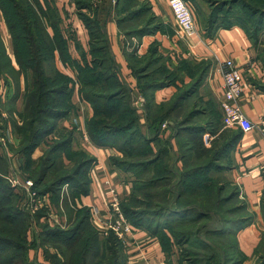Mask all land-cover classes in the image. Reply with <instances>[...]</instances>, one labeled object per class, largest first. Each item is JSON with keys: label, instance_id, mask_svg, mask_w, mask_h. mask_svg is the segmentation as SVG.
I'll return each instance as SVG.
<instances>
[{"label": "trees", "instance_id": "obj_1", "mask_svg": "<svg viewBox=\"0 0 264 264\" xmlns=\"http://www.w3.org/2000/svg\"><path fill=\"white\" fill-rule=\"evenodd\" d=\"M6 1L15 16L6 17L10 12L7 8L4 9L5 3L0 2V10L12 39L19 70L1 73L2 63L6 64L7 56L0 41V80L7 86L6 93L11 92L7 96L10 98L9 111L13 114L16 112L15 101L18 99V78L22 74L24 79L23 108L21 112H16V119L11 123L17 139L15 150L24 173L23 180L32 179L33 188L37 191L40 188V196L54 195L56 204L59 201L58 193L65 185L72 193L71 200L67 202L64 199L62 204L67 214L66 229L40 225V231L35 234L38 250L47 243H52L57 249L53 253L44 248L43 261L47 264H87V254L93 248V264H125L121 242L113 235L99 238L97 231L89 223L88 209L75 207V199L88 192L86 174L93 159L82 151L72 149V134L56 130V121L74 110L70 97L76 87L80 100L88 103L92 109V117L86 126L88 139L98 147H109L119 152L120 156L112 157L111 163L121 171L131 173V178H136L131 189L132 198L145 186L163 189L167 198L175 196L172 201L164 197L165 206H158V210L152 215L143 211L133 213V225L155 234L166 256L173 245L197 241L195 244L198 250L191 251V256H195L191 264H197L208 256V262L214 264H240L242 261L237 253L234 233L239 227L249 225L252 215L240 199L237 186H231L223 172L229 167V151L239 140L242 131L223 129L218 135L219 112L213 113L214 108H209L211 105L215 106L211 99L202 105L198 101L201 99H197L190 108L188 106L186 110H181L185 101L193 97L200 87L207 70L206 62L180 61L174 66L161 54L157 42L150 44L144 55H138L137 50L128 52L124 46L125 53H128L125 54L128 67L136 80V90L144 98L148 132H153V137L150 135L146 138L139 127L132 93L122 82L116 69L98 16L89 18L83 13L84 9L87 10L89 6L91 8L90 3H85L88 0H74L77 13L88 33V51L81 54L80 61L70 58L61 35L58 12L51 4L48 3L43 8L37 0ZM184 1L193 4L197 10L198 5L194 0ZM203 1L211 10L208 17L200 19L208 36H212L216 27L237 25L249 40L258 45V34L264 28V0ZM115 12L118 16L117 28L124 38L142 39L157 31H166L171 35L173 33L168 26L163 28L160 20L151 14L146 1L117 0ZM18 23L21 25L19 34L15 30ZM48 28L52 30V35L47 32ZM21 44L25 47L24 50L20 49ZM57 59L74 70L75 76L71 78L61 73L55 64ZM157 61L161 64L156 65ZM184 76L190 82L179 87L177 83H184ZM14 82L16 90L12 89ZM170 86L177 88L172 99L168 103L155 104L154 92ZM179 111H182L179 120L170 121L174 116L180 115ZM194 119H199L200 124H191ZM167 121L174 131L177 143L180 142L181 170L175 168L171 159L168 162L166 160L169 140L159 138L161 125ZM204 133L213 137L216 134L207 149L202 142ZM52 134L54 137L50 139L49 148L40 158L33 160L32 151ZM156 144L164 146L161 148ZM155 148L158 149L157 152L154 151ZM194 150H197L196 156L189 158L186 153ZM64 160L71 163L72 168L64 166ZM1 164L5 168L7 160L0 154ZM146 173L148 178L145 181L141 177ZM4 184V179L0 176V201L6 196L8 199L15 198V204H11V200L5 205L0 204V212L3 213L5 225L10 228V234L13 232L14 235L0 236V264H33L27 259L26 252V232L30 225L26 218L29 219V216L19 208L20 204L16 205L18 196L11 191L10 186ZM188 197L203 199L185 203V198ZM261 204L264 211V190ZM144 215H150L152 219L146 225L143 221L148 220L145 218L148 216L143 218ZM215 217L220 222L210 225ZM17 228L19 229L13 230ZM202 231L207 238H199ZM59 256H63L64 261Z\"/></svg>", "mask_w": 264, "mask_h": 264}, {"label": "crops", "instance_id": "obj_2", "mask_svg": "<svg viewBox=\"0 0 264 264\" xmlns=\"http://www.w3.org/2000/svg\"><path fill=\"white\" fill-rule=\"evenodd\" d=\"M37 1L43 8H46L49 3L57 10L61 21V35L66 43L68 54L71 59L80 61L81 54H86L88 51V33L77 13L74 0H61V3H58L56 0ZM139 1H146L151 14L160 20L164 26L163 28L168 26L173 34L171 35L166 31H157L153 35L142 37L137 49L138 55L146 54L150 44L157 42L159 43L161 54L164 57H168L174 66L180 61L206 62L207 70L205 77L194 96L189 97L185 101L181 109L182 111L183 109L186 110L188 105L198 98L202 102L204 101V103L212 99L211 101H213L221 116L219 106L223 94L221 64L226 60H231L242 73L243 94L238 103L242 112L255 124L259 117H264V62L260 59V47L249 40L239 26L216 27L213 30L212 36H208L206 29L200 22L199 15L197 16L198 8L195 10L193 4L188 2L187 4L190 5L196 23L197 32L192 37L181 39L177 35L178 28L168 6V0ZM195 1L203 13L206 15L207 13L208 15L210 14L211 10L207 3L203 0H201V4L199 0ZM202 3L206 5L208 12ZM84 10L86 11V9ZM84 10L83 13H86ZM100 10L102 9L100 8ZM194 11L197 13L195 14ZM117 18L118 16L114 12L107 13L105 16H103V13L99 15V20L103 26V32L108 39L116 69L122 82L127 85L132 93L133 105L137 109L140 130L144 134L149 133L145 121L144 98L137 92L136 80L128 67L125 57L127 52L125 53L126 48L123 45V35L117 28ZM4 23L5 21L0 10V41L10 63L17 70L18 65L13 55V50L10 47V40L9 38L7 40V36L6 40L4 38L6 33L8 37L10 36L8 32H4L3 30L2 25L7 28ZM6 30L8 31V28ZM47 32L52 35L50 28L47 29ZM56 61L57 68L58 64H60L63 70L68 69L62 61L59 59ZM63 73L67 74L64 71ZM21 81L19 76L17 82L18 99L15 101L16 112H21L23 108L25 85ZM183 81L184 83L178 82L177 85L181 87L183 84H188L190 79L184 76ZM14 88L16 90L15 82L12 89L14 90ZM176 92L177 88L175 86L158 89L153 94L154 103L157 105L168 103ZM10 93L8 96H10ZM8 96L7 98H3V100L6 103L9 102L10 105V98ZM5 102L3 103L4 107L7 106ZM70 102L74 106V110L56 121V130L71 133L72 149L74 151H82L93 159V163L86 174L88 192L75 199L74 203L78 209H88L90 225L101 238H104L100 231L109 215L108 201L111 197V190H114L119 195V198L128 197L131 193L130 179L128 173L121 171L111 163L112 157L120 156L119 152L109 147H98L88 139L86 126L92 117V109L88 103L80 100L76 87L72 90ZM182 111H179V116L182 115ZM8 112L10 115H14V119H16V112L12 114L7 109L5 114H8ZM7 124L9 125V129L11 128L12 130V124ZM224 130L236 131L238 129L225 128ZM160 131L161 135L159 138L161 139H165L171 135V128L166 124L161 125ZM52 137H54L53 134L48 135L44 138V141H48ZM16 140L14 135L12 144ZM169 142L172 148H177L175 135L169 138ZM45 148L46 146L42 142L32 151V159L37 160L40 158ZM6 153V155L2 154L3 157L8 156L10 159L13 157V155H10L12 153L8 150ZM228 157L229 167L224 170L223 176L237 186L240 199L244 201L248 211L252 215V222L249 225L239 227L234 233L237 243V253L242 261L240 264H264V211L261 204L264 190V139L259 129L255 128L249 133H242L239 140L229 151ZM46 195L48 197V194L43 196ZM60 209L63 212L64 218V222L62 223L68 226L66 210H64L62 204H60ZM131 227L132 231L126 239V244H121L125 256V264H170L163 251L162 244L155 234L148 230L137 228L133 224H131ZM37 261L41 263L39 258Z\"/></svg>", "mask_w": 264, "mask_h": 264}, {"label": "rangeland", "instance_id": "obj_3", "mask_svg": "<svg viewBox=\"0 0 264 264\" xmlns=\"http://www.w3.org/2000/svg\"><path fill=\"white\" fill-rule=\"evenodd\" d=\"M56 1H58V3L60 2L61 3V0H56ZM116 1L117 0H88V1H86L85 3L87 4V2H88V4L90 3V5H91V8H90V6H89V8H87V10L85 11L86 12V15H88L89 16V18L91 17H94V15H96V16H98V18H99V15H101L102 13H103V16H105V15H107V13H111V12H114L115 14H116V12H115V9H116ZM195 1V0H194ZM200 1V4H201V0H199ZM0 2L1 3H5L6 4V7L4 8V9H8L9 10V12H10V14L8 15V14H6V17H11V18H13L14 16H15V12L13 11V10H10L11 8L9 7L10 6V4H8L7 3V1L6 0H0ZM186 3H188V2H186ZM195 3H196V5H197V2L195 1ZM189 5V4H188ZM202 5L203 6H205V9H206V11L208 12V9H207V7H206V5H204V3H202ZM5 6V5H4ZM190 6V5H189ZM100 8L102 9V10H100ZM197 8H198V14H197V16L199 15V18L202 20V18H203V16H205V17H208L207 15H208V13H207V15L205 14V13H203L202 11H201V9H199V7L197 6ZM63 12H64V10H62ZM2 12V11H1ZM195 12V11H194ZM65 13V12H64ZM98 13V14H97ZM197 12H195V14H196ZM2 16H3V12H2ZM3 18H4V16H3ZM4 21H5V19H4ZM4 24H6V23H4ZM18 25V27H16L15 28V30H16V32L18 33V32H21V28H20V23H18L17 24ZM7 26V25H6ZM2 27H3V30H4V32H8L9 33V31H7L6 29L7 28H5V26L4 25H2ZM19 34V33H18ZM173 34V33H172ZM6 36H7V40H8V38H9V40H10V47H11V49L13 50V44H12V39H11V37L9 36L8 37V35H7V33H6V35H4V38H5V40H6ZM147 36V35H146ZM258 46L260 47V53H259V55H260V59L262 60V61H264V28H262L261 29V31L259 32V34H258ZM144 37V36H143ZM123 39H124V43H123V45L127 48V50L129 51V50H137L138 48H139V45H140V42H141V40L142 39H135V38H131V39H127V38H124L123 37ZM262 41V42H261ZM7 43H8V41H6ZM8 45V44H7ZM8 47V46H7ZM9 49V48H8ZM20 49L21 50H24L25 49V47L21 44V46H20ZM13 55H14V50H13ZM15 57V56H14ZM165 58H167V60H169V58L168 57H165ZM3 61V60H2ZM170 61V60H169ZM3 62H5V61H3ZM10 60H9V58L7 57L6 58V64L5 63H2V68H1V73L2 74H4L3 72H9V73H11V71H18L19 70V67H18V69L16 70L15 68H14V66L10 63ZM6 66H5V65ZM55 64H57V61H56V63ZM161 64V62H159V61H157L156 62V65H160ZM162 66V65H161ZM169 66H172V65H170L169 64ZM11 67V68H10ZM13 67V68H12ZM170 68H172V67H170ZM11 69V70H10ZM61 73H63V71L64 72H66L69 76H71V77H74L75 76V71L74 70H72V69H65V70H63L62 68H61V65L60 64H58V68H57ZM1 74V75H2ZM64 74V73H63ZM66 74V75H67ZM67 75V76H68ZM4 78H5V75H4ZM7 78V77H6ZM20 78H21V80L24 82V79H23V75L21 74V76H20ZM6 81V80H5ZM21 81V82H22ZM6 85H4V82H3V80H0V87H2L5 91H6V88H7V86L5 87ZM8 92L9 91H7V93L5 92V96H0V111H2L3 113H5V111L8 109L9 110V102L8 103H6L4 100H3V98H7V95H8ZM199 99V98H198ZM212 100V99H211ZM199 101V103L202 105L203 104V102L201 101V100H198ZM209 101V100H208ZM6 103L7 104V106H3V103ZM193 103V102H192ZM192 103H190L188 106H189V108L191 107V105H192ZM209 108L212 110L213 108V113H218L217 111V108L215 107V106H213V105H211V106H209ZM219 114V116H218V122H219V131H218V135H219V133H221V131L223 130V129H225L222 125H221V121H220V118H221V116H220V112L218 113ZM212 118H214L215 119V117L214 116H211ZM15 117H14V115H10L9 114V112H8V114H7V123H12V122H14L13 121V119H14ZM175 118V119H174ZM179 118H180V116H174L173 117V119L171 118L170 119V121H176V120H179ZM18 119H19V117H18ZM4 118H3V121L2 122H4ZM19 121H21V120H19ZM163 124H166L167 126H168V121L167 122H164ZM191 124H195V125H199L200 124V122H199V119H194L192 122H191ZM2 127V126H1ZM2 128H0V138L3 136V133H2ZM10 134H11V141H12V139L14 138V134H13V131L11 130V128H10ZM208 135V140H207V144H205L204 143V141H203V138H202V142H203V147L204 148H210V146H211V144H212V142H213V140H214V138L216 137V134H215V136L213 137V136H210L208 133H204V135ZM150 135L153 137V132L151 133L150 132V134L149 133H145L144 134V136L146 137V138H149L150 137ZM161 135V134H160ZM203 135V136H204ZM217 135V136H218ZM171 137H174V131H173V129L171 128V135L170 136H168V137H166L165 139H163V140H166V141H168L169 140V138H171ZM53 138V137H52ZM218 138V137H217ZM192 140H190V142H191ZM44 142V144H45V146H46V148H45V150H44V152L49 148V145L51 144L50 143V139H48V141H43ZM179 142V141H178ZM157 145V144H156ZM155 145V146H156ZM159 145V144H158ZM157 145V146H158ZM180 142L179 143H177V148H172L171 146L169 147L168 146V155H167V162L171 159V162H172V164H175L174 166H175V168L176 169H179V170H181V167H182V161H180L179 159L180 158H182V151L180 150ZM207 145V146H206ZM17 146V140H16V142L15 143H10V144H8V146H7V149H8V151L9 152H11L12 154H10V155H13V157H11V159H10V157H8V156H5V158H6V160H7V166H5V168L2 166V164L0 165V176H2L3 177V179H4V182H5V184L4 185H7V186H10V189H11V191L14 193V194H16L17 196H18V198H16V205L18 206L19 204H20V206H19V208L22 210V211H25L27 214H28V216H29V219H27L26 218V222L27 223H29L30 222V225H29V227H28V230H27V232H26V244H27V247H28V249H27V259L31 262H33V264L35 263V264H38V261H37V259L39 258V260H41V263L43 262L44 264H47L45 261H43V258H42V252H43V249L44 248H46V249H48V250H50V252H53V253H56L57 252V249L53 246V245H51L52 243H47V244H44L45 246H42V248H40V250H38L39 248H37V246H36V239H35V234L38 232V231H40V225H48L50 228H53V227H59V228H64V229H66L65 227V223H62V222H64L63 220H64V218H63V212H62V210L60 209V204H63L64 203V201L65 200H67V202L69 201V200H71V197H72V193H71V191H69V187H67V185H66V187L64 188V189H62L58 194H59V201H58V203L56 204V198H54V195H50V194H48V197H47V208H45V207H43V208H41V209H39V210H37V211H33V210H31L30 209V207H28V205H26L27 204V202H28V197H27V195L25 194V192L19 187L18 188V186H15L13 183L15 182V181H19V180H21V182L23 183V182H25V180H23L24 179V173H23V171H22V168H20V163H19V159H18V157H17V153H16V147ZM161 148H163V146H164V144H160L159 145ZM209 146V147H208ZM157 150L158 149H154V151L155 152H157ZM43 152V153H44ZM200 154H202L201 155V157H204V154L202 153V152H199ZM0 154L2 155V154H4V155H6L7 153H6V151H5V148L4 147H2V145L0 146ZM61 154H63V153H61ZM185 154V153H184ZM196 154H197V150H194V151H192L191 153H186V155L189 157V158H191V156L192 155H194V156H196ZM137 160V159H136ZM174 160H176V162L174 161ZM64 162H65V164H64V166H66L67 168H72L71 166H72V164L71 163H69L68 161H66V160H64ZM4 170H5V172H4ZM135 172H136V170H134ZM128 176H129V179H130V181H129V183L131 184V189L133 188V182H135V180H136V178L135 177H133V178H131V173H129L128 174ZM138 178H140V177H138ZM142 178V180H147V178H148V174L146 173L145 175H143V177H141ZM29 180H31V182L34 184V181L32 180V179H29ZM229 183H230V185L231 186H236L235 184H233V182H231V181H228ZM33 190L37 193V195H40L39 193H38V191L40 190V188H38V191H37V189H35V188H33ZM131 191V190H130ZM163 189L162 190H160V189H156V188H152V189H150V188H147L146 186H145V188L143 187V189L142 190H140V191H138L137 193H136V195L134 196V198H132V196H131V193H130V195L128 196V197H125V198H119V200H120V202H119V204H120V209H121V211H122V213L123 214H125L124 216H125V218L128 220V222L130 223V224H133V217L131 216L133 213H138V212H141V211H143V212H147L148 214H150V215H152V214H154L157 210H158V206H165V203H164V197H165V199H169L170 201H172L174 198H175V196H171L170 198H167V196L165 195V193H163ZM148 194H151V195H154V196H152V197H149V195ZM3 196V195H2ZM138 197V200L136 199ZM65 199V200H64ZM203 198H195V197H188V198H185V200H186V202L185 203H188V202H190V200H202ZM12 201V203L11 204H15L14 203V200H15V198H14V200H13V198L12 199H8V197H6V196H3V198L1 199V201H0V204H3V205H5L6 204V202L7 201ZM208 201H210V200H208ZM23 204H25V206L23 205ZM221 211H222V209H220ZM50 212H52V214L53 215H55L56 217L54 218V221L51 219H49V213ZM38 215H40V217H37ZM150 215H144L143 216V218L145 217V216H148V217H145L146 219H148V220H145V221H143L144 223H145V225H146V223H148V221L149 220H152V219H150ZM25 219V218H24ZM49 220H50V222H49ZM218 222H220V219L218 218V217H215L214 218V220H213V222L210 224V225H212L213 223H218ZM136 223H138V221H136ZM9 227H7L6 225H5V222L3 221V213H1L0 212V236H7V235H14V234H12L13 232H11V234H10V232H9ZM19 228H17V229H13V230H18ZM63 229V230H64ZM205 232L204 231H202V234L199 236V238H201V239H205V238H207L205 235ZM110 235L112 236L113 234H111V233H109L108 234V236L107 237H110ZM99 238H101V236H98ZM106 237V238H107ZM113 237H115L114 235H113ZM105 238V237H104ZM103 239V238H102ZM49 240V239H48ZM64 240V239H63ZM191 240H193V239H191ZM49 241H53V239H50ZM58 241V240H57ZM197 241H190V242H188V243H182V242H180V244H178V245H174L173 246V249L172 250H170L169 251V253L167 254V258H168V260H169V262H170V264H191V260L192 259H195V256H191V255H193V253L191 252V251H193V252H196L198 249H197V245L195 244ZM193 244V245H192ZM56 247H58L57 245H55ZM92 253H93V248H92V250H91V253H89V254H87V259H88V261H87V264H93V255H92ZM67 254V253H66ZM80 254V253H79ZM208 255H210V253L208 254ZM210 256H208L207 258H205L203 261L201 260V262H199V263H197V264H214V263H212V262H208V258H209ZM59 258L62 260V261H64V257L63 256H59ZM188 258H191L190 260L188 259Z\"/></svg>", "mask_w": 264, "mask_h": 264}, {"label": "built area", "instance_id": "obj_4", "mask_svg": "<svg viewBox=\"0 0 264 264\" xmlns=\"http://www.w3.org/2000/svg\"><path fill=\"white\" fill-rule=\"evenodd\" d=\"M172 17L178 28L177 35L181 39L192 37L196 34V23L190 6L184 0H168ZM222 84V99L220 101L221 123L224 128H232L241 130L242 133H249L255 128H258L264 139V117H259L257 123H252L242 112L238 105L243 94L242 73L240 69L231 61L226 60L221 64ZM5 90L0 87V96H5ZM3 118L5 119L4 122ZM7 114L0 111V128H2L3 136L0 138V146L7 151L8 144L12 143L9 125L7 124ZM2 126V127H1ZM208 135H204L203 141L207 144ZM15 186L20 187L28 197L26 205L31 210L37 211L43 207L47 208V195L40 196L33 190V183L26 179L25 182L15 181ZM66 185L63 187V189ZM119 195L111 190V197L108 201L109 215L107 221L103 223V228L100 231L103 237H107L109 233L115 238L126 244V239L131 234V224L125 218L120 209ZM25 206V204H23ZM49 219L54 221V215L49 213ZM49 220V222H50Z\"/></svg>", "mask_w": 264, "mask_h": 264}]
</instances>
